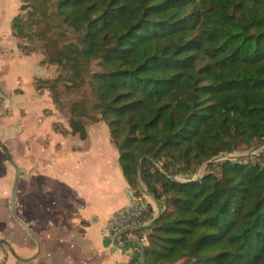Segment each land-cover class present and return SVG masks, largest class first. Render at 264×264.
I'll return each mask as SVG.
<instances>
[{
  "label": "trees",
  "instance_id": "1",
  "mask_svg": "<svg viewBox=\"0 0 264 264\" xmlns=\"http://www.w3.org/2000/svg\"><path fill=\"white\" fill-rule=\"evenodd\" d=\"M53 2L76 41L70 80L87 76L123 176L143 197L140 162L162 207L146 229V264H264V0ZM29 3L11 26L35 41L49 28L34 29L42 21ZM92 61L98 70L85 69ZM59 79L35 88L53 92ZM69 123L85 136L82 122ZM258 146L191 180L210 158ZM138 262L139 253L130 264Z\"/></svg>",
  "mask_w": 264,
  "mask_h": 264
},
{
  "label": "crops",
  "instance_id": "2",
  "mask_svg": "<svg viewBox=\"0 0 264 264\" xmlns=\"http://www.w3.org/2000/svg\"><path fill=\"white\" fill-rule=\"evenodd\" d=\"M18 8L19 0H0V111L7 112L0 113V264H130L140 246L115 245L113 236L102 233L135 194L109 129L95 121L81 137L47 90L35 88L37 75L22 79L13 73L14 57L40 62L35 54L20 58L18 48L15 55L5 48L2 28L12 35ZM143 200L154 216V201L144 194ZM144 230L125 239L137 238L145 246Z\"/></svg>",
  "mask_w": 264,
  "mask_h": 264
},
{
  "label": "rangeland",
  "instance_id": "3",
  "mask_svg": "<svg viewBox=\"0 0 264 264\" xmlns=\"http://www.w3.org/2000/svg\"><path fill=\"white\" fill-rule=\"evenodd\" d=\"M29 2L35 4V7L37 8L36 14L42 21L40 24L36 25L34 29L37 30L40 28L44 31L46 28L49 29L45 34L43 32V35L40 33L39 39L36 37L35 41H30L24 36V34L16 35L12 30V35H8L9 32L7 28H2L3 36L7 35V39L4 37V40H7L5 42V48L11 47L12 54H16V47L21 53L19 54L20 58L22 55L35 54L36 58L40 60L39 64L28 63L31 62V59H27V62L23 63V61L14 57L12 60L15 63L13 73L19 75L22 79H24L23 77H28L34 74L37 75L34 78V85L39 84L41 79L53 81L57 75H61V79L55 82L56 88L53 92L48 90L46 87H41L42 90H47L51 99L53 98V94L57 97V102H53L54 108L59 109L66 120L73 118L76 121L82 122L84 126L97 121L98 113L91 110V106L95 102V95L91 89V84L87 76L83 74V82L78 79L76 81L70 80V73L73 69V64L75 62L77 63L78 58L77 53L74 52L73 49L76 41L73 38L71 29L66 28L63 24H61L60 17H58L54 12L55 8L53 0H19L18 13L26 15L28 10L32 7V4ZM21 5L23 6V9H20ZM26 32L28 33L29 31ZM69 43H73L74 45ZM98 68L99 66L96 61H92L85 67V69L89 71L98 70ZM41 73L44 75V78L40 77ZM3 102L5 105V100H3ZM75 103H77V105H75ZM72 106H75L76 110L73 113L75 115L70 112ZM2 108L3 109H1L0 113H7L5 111L6 108ZM78 113L85 116L78 117L76 116ZM5 140L7 143H10L8 139ZM260 148L261 147H258L249 154L247 153V150H242L218 156L222 159L247 157L248 155L255 156L259 153ZM203 169L204 167L200 168L198 177L203 173ZM176 179L183 180L184 178L176 177Z\"/></svg>",
  "mask_w": 264,
  "mask_h": 264
},
{
  "label": "built area",
  "instance_id": "4",
  "mask_svg": "<svg viewBox=\"0 0 264 264\" xmlns=\"http://www.w3.org/2000/svg\"><path fill=\"white\" fill-rule=\"evenodd\" d=\"M149 216L148 204L142 196L134 194L126 206L112 214L108 222L102 227V233L114 236L130 224L145 223Z\"/></svg>",
  "mask_w": 264,
  "mask_h": 264
},
{
  "label": "water",
  "instance_id": "5",
  "mask_svg": "<svg viewBox=\"0 0 264 264\" xmlns=\"http://www.w3.org/2000/svg\"><path fill=\"white\" fill-rule=\"evenodd\" d=\"M264 145V144H263ZM260 147V146H258ZM258 147H253V148H250L247 150V153H251L253 150L257 149ZM247 155V154H246ZM143 156H147V154H142L140 157H139V161L140 159L143 157ZM234 158V157H233ZM222 158H220V156H214L212 158H210L209 160L205 161L202 165H200L196 171H195V174L194 176L191 178V180H195L198 178V174H199V170L201 167H205L207 163L209 162H214V161H218V160H221ZM137 169H138V181H139V184H140V187H141V190L143 192V194L149 198H151L153 201H154V204H155V215L147 222L145 223H142V224H130L128 226H126L125 228L121 229L119 232H117L114 236H113V244L115 245H118V246H122V247H125L126 244L129 242V241H133V242H136L139 246H140V251H139V262L136 263V264H146L145 262V255H144V245L143 243L137 239V238H134V237H130V238H127L124 240V243L122 245H119L117 244L116 242V239L118 236L124 234L125 232L129 231V230H144V229H147V228H150L154 222L156 221V219L158 218V216L160 215L161 213V209H160V203L158 201V199L150 192H148L143 183H142V180H141V166H140V162L138 163L137 165ZM172 179L174 180H178L176 179L175 177L171 176Z\"/></svg>",
  "mask_w": 264,
  "mask_h": 264
}]
</instances>
